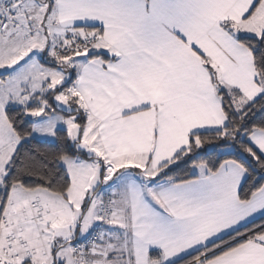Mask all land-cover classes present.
Masks as SVG:
<instances>
[{
  "label": "snow or ice",
  "instance_id": "1",
  "mask_svg": "<svg viewBox=\"0 0 264 264\" xmlns=\"http://www.w3.org/2000/svg\"><path fill=\"white\" fill-rule=\"evenodd\" d=\"M0 264H264V0H0Z\"/></svg>",
  "mask_w": 264,
  "mask_h": 264
}]
</instances>
